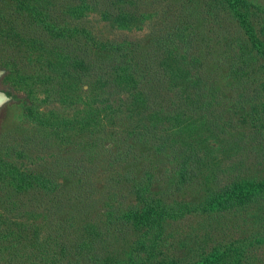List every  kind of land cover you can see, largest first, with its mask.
<instances>
[{
	"label": "trees",
	"instance_id": "1",
	"mask_svg": "<svg viewBox=\"0 0 264 264\" xmlns=\"http://www.w3.org/2000/svg\"><path fill=\"white\" fill-rule=\"evenodd\" d=\"M9 3V13L0 11V46H15L20 64L33 61L35 67L31 77L11 56L2 65L12 66L21 80L56 84L62 100L71 84L65 78L86 82L82 120L76 114L61 128L81 124L87 136L110 138L116 128L120 137L116 152L103 160L110 177L96 220L74 218L77 208L96 201L89 186L82 189L83 173L71 167L76 185L62 190L59 172H23L19 151L13 161L0 155V208L24 216L21 224L4 227L7 258L24 264H245L249 248L264 243V223L248 237L217 240L211 221L240 216L264 194V177L240 176L238 169L251 151L264 162V0H70L63 8L49 0L52 13L35 0ZM12 14L22 22L12 21ZM92 15L112 30L146 27L147 33L144 40H104L83 23ZM23 108L35 127L56 133L52 115ZM95 141L91 151L101 146ZM220 154L230 165L220 164ZM225 171L235 177L219 183ZM189 190L196 199H176ZM22 193L31 196L33 210ZM68 208L73 216H58ZM54 212V220L43 219ZM186 216L198 221L185 245L201 239L188 249L193 255L180 259L169 253L175 235L170 226ZM38 219L49 226L47 234L41 241L27 239L23 231L36 234L31 221Z\"/></svg>",
	"mask_w": 264,
	"mask_h": 264
},
{
	"label": "rangeland",
	"instance_id": "2",
	"mask_svg": "<svg viewBox=\"0 0 264 264\" xmlns=\"http://www.w3.org/2000/svg\"><path fill=\"white\" fill-rule=\"evenodd\" d=\"M35 1L43 5L48 12H53L52 5H49L48 3L49 0ZM52 1L55 4L60 5V8H63L67 3H70V0ZM158 1L159 3H162V0ZM9 7V0H0V11L2 13H9L11 10V7ZM145 7L146 6L142 8ZM14 17H16V15L12 14V21H15ZM67 21L72 25V21H70V19ZM15 22L20 24L22 22V17L17 19ZM83 23L86 27L92 28L94 33L104 40H144V36L147 33L146 27L140 31L112 30L106 22L100 21L95 15L87 17ZM9 42L14 44L13 40H9ZM52 44H56V41L52 40ZM4 48L5 49H2L0 46V70L3 69L6 72L5 75L0 79V90L10 91L12 95L17 96L19 100L17 99L16 103L8 104L0 110V155L5 156L8 154V156H6V160L13 161L16 156L14 155V152L19 151L24 156H21V158L17 159V161L22 164L21 168L23 172H26L30 169L38 172H48L51 174L54 172H59V176L64 177L59 179L63 186L62 190H67L71 186L74 187V185H76V180H72V175L69 172L71 167L72 170L78 174L83 173V176H80L83 178V184L81 185L82 189L87 190L86 188L89 186V188H91V192L88 194H92L93 200L96 199V201L89 204L88 206L84 207L81 205V208H77L79 212H77V210L74 212V218L77 219L80 217H87L90 220H96L98 215L104 211L102 210L101 205L107 194V189L105 188L106 177H110V174L107 173V168H105V162L103 160H105V158L110 155L112 156V154L117 150L115 144H119L116 142L119 134L116 130L118 129L115 128V133L113 134L114 137L110 138L107 134L104 136H87L88 130L81 124L70 129H65L63 125L61 128V121H72L75 116H77L76 114H78V119L82 120L79 117L83 116V113L87 108L86 96L89 94V89L86 82H79V84L74 85L75 80L65 78L67 81H64L67 82V85L69 86V84H71L69 87H64L63 93L67 95L66 98H71V96L76 97L73 98V102L66 101V98L63 99V101L60 95L55 93L56 84H53L54 87H52L42 78L39 80H21L18 78L16 71L12 66L9 65L4 67L1 61L3 59H9V56H11L13 61L16 62V65L23 74H28L32 77V71L35 67V62L33 61L28 63L26 60H23V64H20V59L23 58H21L22 55L21 53H18V49L15 46L7 47L5 45ZM47 57L50 58V56ZM16 82H18V84H16ZM72 82L74 87L72 86ZM24 104L25 107L35 110L45 118H48L50 115H52L50 118L52 120V124H56L54 128L56 133H52L51 129L35 127L24 111ZM145 123L148 124V121ZM112 129L113 128L109 127L107 132H111ZM162 135L164 136L165 134L162 132ZM166 135H168V133H166ZM194 136H197V134ZM91 140L95 141L94 144L101 143V146L99 145L91 151ZM132 143L138 144V148L142 152H145V150L148 148V146H144L139 142L136 143L134 140L129 139L128 144ZM256 146L259 145L256 144ZM255 152L256 151H251V155H247V160L244 165L245 167L242 166L238 168L239 170L242 169L240 176H257L258 179L264 177V162L259 163L261 159L258 157V155L254 154ZM91 153L93 159L89 157ZM34 156L38 158L35 159ZM220 156L224 157L222 154H220L219 157ZM82 159L83 164H80ZM230 161L231 160L227 161L225 158L224 161H220V164L223 166L230 165ZM230 171L219 173V183H223L224 179L229 178L230 175L231 177L233 176L232 179H234L236 173H230ZM85 179L88 181V183L85 181ZM180 197H183L189 201L196 199L192 190L187 191L184 193V195H177L176 199H180ZM20 198L29 207H27V210H33L34 206L32 207L31 203H29V199L31 198L30 195L22 193ZM37 200L39 201V197ZM259 201L260 203L257 205H249L248 207L250 208H248L246 211H243V213L240 214L241 217L239 214L236 217L225 215L224 218L217 219L216 222L211 221L213 228L216 230L215 235L217 236V240L232 237L245 238L248 237L252 231L258 232L260 228L257 226L260 224L263 225L264 223V211L262 214H260V212L258 213V208L264 207V194L263 197L259 199ZM78 214H80V216ZM17 215L18 214L3 212L0 208V218L5 222L4 224V222L0 219V222H2L0 223V244H2V247H0V264H24L22 263L23 260H11L7 258L8 251L3 249V245L9 244V242H7V238H5L3 234L5 225L12 222H19V224H21V222L24 221V216L19 215L17 217ZM262 215L263 221H260L259 218ZM56 216L57 215L54 212L49 216V218L46 217V219L43 217V219L50 222L52 218L54 220ZM58 216L62 218L73 216L72 208H68L66 212L63 211ZM100 217L101 216H99V218ZM194 217L190 218L186 216L183 220L171 223L170 230L174 231L175 235H173L174 238H172L174 247L170 249L172 252L169 253L174 257L182 259L185 257V254L193 255V253H195V251L189 253L188 249L197 248V243L195 244L194 241H200L201 238H193L192 240L188 239L190 246L185 245L184 242V240L187 241L186 236H190V234L193 233L196 228V222L198 221V218ZM40 219L31 221L34 224V227H36V229L38 228L36 234L32 233L33 231L30 230L23 231V235H27V239H35L38 237L41 241L42 238L47 234L49 226L41 223ZM241 219L245 220L238 222ZM195 235L196 232H194L191 236L194 237ZM260 235H263L264 239V225ZM252 240L253 239L250 241ZM205 243L208 244V248L212 244L208 240L205 241ZM249 251L250 253H248L247 257L244 259L245 264H264V243L249 248Z\"/></svg>",
	"mask_w": 264,
	"mask_h": 264
},
{
	"label": "water",
	"instance_id": "3",
	"mask_svg": "<svg viewBox=\"0 0 264 264\" xmlns=\"http://www.w3.org/2000/svg\"><path fill=\"white\" fill-rule=\"evenodd\" d=\"M4 70H0V79L5 75ZM17 100H15L13 97L8 95L7 90H0V110L11 103H16Z\"/></svg>",
	"mask_w": 264,
	"mask_h": 264
},
{
	"label": "flooded vegetation",
	"instance_id": "4",
	"mask_svg": "<svg viewBox=\"0 0 264 264\" xmlns=\"http://www.w3.org/2000/svg\"><path fill=\"white\" fill-rule=\"evenodd\" d=\"M8 91V90H7Z\"/></svg>",
	"mask_w": 264,
	"mask_h": 264
}]
</instances>
